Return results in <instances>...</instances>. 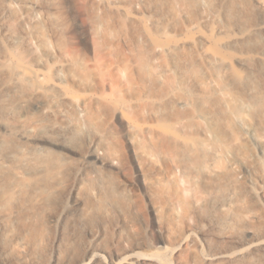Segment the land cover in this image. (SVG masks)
Segmentation results:
<instances>
[{
    "label": "bare ground",
    "instance_id": "1",
    "mask_svg": "<svg viewBox=\"0 0 264 264\" xmlns=\"http://www.w3.org/2000/svg\"><path fill=\"white\" fill-rule=\"evenodd\" d=\"M163 1L152 0L155 9ZM167 2L191 11V27L175 39L166 35L164 21L154 25L155 33L143 27L160 63L150 66L141 55L135 75L143 110L163 124L127 123L126 133L112 141L94 132L77 166L66 139L81 122L89 133L98 125L92 99L68 102L64 85L33 67L42 61L29 39L8 34L9 53L0 38V264H161V251H141L143 245L129 239L108 245L103 233L112 216L125 217L114 182L126 179L132 159H142L148 139L184 177L208 191L204 210L235 217L263 207L264 195L261 202L238 179V162L249 163L246 136L264 154V0ZM68 66L70 74L81 65L74 58ZM85 77L78 85L90 89ZM100 110L112 113L110 105ZM60 111L65 123L54 119ZM129 203L142 210L139 198ZM151 209L161 222L168 220L163 205L151 200ZM221 235L225 247L218 245L207 257L193 251L188 258L196 264H264V234L251 230L242 241L239 234ZM157 238L168 239L162 232Z\"/></svg>",
    "mask_w": 264,
    "mask_h": 264
},
{
    "label": "rangeland",
    "instance_id": "2",
    "mask_svg": "<svg viewBox=\"0 0 264 264\" xmlns=\"http://www.w3.org/2000/svg\"><path fill=\"white\" fill-rule=\"evenodd\" d=\"M191 20L188 8L176 2L168 4L167 0L159 10L152 0H0V25L7 26V30H0V38L6 50L11 53L8 34L29 39L42 61V65L30 64L41 70L44 77L64 85L68 102L92 99L93 111H98L100 125L98 122L94 131L89 133L81 122L68 132L66 143L76 152L70 155L74 166L80 164L79 153L87 150L94 132L99 138L104 136V141H112L114 136L126 133L127 123L153 127L163 124L143 110V92L135 78L142 68L139 56H144L150 66L160 63V58L148 48L144 31L155 33L154 25L164 21L166 35L175 39L179 31L191 27ZM74 58L81 66L69 74L66 68ZM82 77L90 89L78 85ZM130 77L134 80L128 81ZM101 105H110L112 113L107 115L100 110ZM31 113L39 117L35 111ZM54 119L57 123L66 121L61 111ZM60 136L54 133V137ZM245 139L249 163L238 162V179L262 202L264 154L251 138ZM147 145L141 160L130 161L126 179L118 178L114 182L115 191L125 204V217L116 215L107 220L103 233L106 232L108 245L122 241L123 246L126 239L139 241L143 245L141 251L162 252L161 264H186V259L187 264H196L188 258L191 252L198 251L200 256L207 257L218 245L225 247L221 232L239 234L241 241L251 230L264 234V204L260 209L247 208L235 217L220 216L219 210L211 208L204 210L202 205L209 198L208 191L184 177L163 149L153 147L149 139ZM133 196L142 201V210L128 204ZM250 197L245 200L249 201ZM151 200L164 206L166 222H161L157 211L151 209ZM159 232L168 239L159 240ZM181 238L185 241L178 248ZM175 247L179 249L177 254L172 253Z\"/></svg>",
    "mask_w": 264,
    "mask_h": 264
}]
</instances>
